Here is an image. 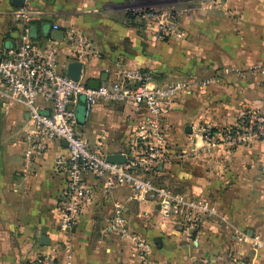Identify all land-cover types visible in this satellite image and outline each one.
Wrapping results in <instances>:
<instances>
[{
    "label": "crops",
    "instance_id": "obj_1",
    "mask_svg": "<svg viewBox=\"0 0 264 264\" xmlns=\"http://www.w3.org/2000/svg\"><path fill=\"white\" fill-rule=\"evenodd\" d=\"M133 1L36 0L31 6L37 12L24 19L16 17L22 0H0V56L27 29L35 42L56 41L63 72L76 61L70 34L86 36L95 54L82 64L80 77L87 83L110 79L118 68L132 65L150 69L157 85L181 81L187 74L199 80L225 66L223 83L200 88L198 80L193 82L162 114L167 144L154 175L163 181L174 176L172 190L206 199L216 215L189 227L161 217L153 201L127 200L126 186L105 190L88 175L92 195L74 228L60 230L57 199L63 175L56 160L66 155V147L53 141L25 161V137L33 125L22 103L0 94V264H34L39 254L53 255L58 264H264V250L252 249L242 239L243 231L253 235L264 230V182L259 181L264 174L258 170L264 168V142L228 148L203 141L196 131L203 124L231 126L247 109L264 110V74L245 71L254 62L264 65V0H150L179 14L180 35L163 41L154 39L151 21L129 13ZM58 31L61 38H54ZM36 103L46 110L41 98ZM143 117L129 103L98 104L77 131L106 155L125 154ZM118 200L128 208L130 232L147 244L142 258L128 239L107 229ZM42 236L48 243H41Z\"/></svg>",
    "mask_w": 264,
    "mask_h": 264
},
{
    "label": "built area",
    "instance_id": "obj_2",
    "mask_svg": "<svg viewBox=\"0 0 264 264\" xmlns=\"http://www.w3.org/2000/svg\"><path fill=\"white\" fill-rule=\"evenodd\" d=\"M36 0H22V8L16 17L29 19L37 12L31 3ZM129 13L140 20L152 22L153 37L156 41L167 40L180 35L178 12L155 8L147 4L133 3ZM57 29V25H53ZM56 41L35 42L24 29L19 43L0 56V94L22 103L33 129L26 134L28 148L25 161L39 155L53 141L66 143V155L56 160L57 170L63 175L57 205L60 211L58 227L71 231L82 211L83 204L92 195L93 185L87 176L99 180L105 190L120 185L129 189L127 200H150L158 205V213L163 218H172L189 227L197 225L201 218L216 215V211L204 198H194L176 192L159 184L154 175L158 172L157 161L166 147V137L161 126L162 114L176 102L180 94L190 91V82L174 81L163 85L153 82L150 69L136 65L120 67L110 79L103 80L93 88L80 77L75 80L59 70L57 64ZM72 56L76 61L89 62L94 53L89 39L81 33L70 34ZM241 74L239 68L226 71ZM245 71L264 74V65L254 62ZM216 78L208 77L197 82L206 86ZM83 95L86 113L98 104L129 103L144 113L141 124L134 134L132 147L125 153V162L114 163L106 159V154L92 148L77 131V96ZM41 98L46 110L36 103ZM199 137L209 143L221 142L228 148L264 142V110L247 109L231 126L213 129L207 124L198 125ZM125 202L115 201L107 226L109 232L128 239L142 258L147 254V244L130 232ZM256 244H260L257 240ZM66 258L71 259L67 249ZM34 264H58L51 254H39Z\"/></svg>",
    "mask_w": 264,
    "mask_h": 264
},
{
    "label": "rangeland",
    "instance_id": "obj_3",
    "mask_svg": "<svg viewBox=\"0 0 264 264\" xmlns=\"http://www.w3.org/2000/svg\"><path fill=\"white\" fill-rule=\"evenodd\" d=\"M133 3V2H132ZM135 3H139V4H149V5H151V6H154L153 4H151L152 2L150 1V0H136L135 1ZM155 8H163V7H157V6H154ZM220 9V11H221V13L225 16V8H219ZM215 10H218V9H215ZM174 12H176V11H174ZM224 22H225V19H224ZM217 29H218V27H217ZM221 30V29H220ZM211 76H214L215 78H216V81L215 82H212V83H209V84H207L206 86H202V85H198L200 88H205V87H207V86H212V85H215V84H217V83H223V81H225V66H222V67H216V68H214V71H213V73L211 74V75H209V76H207V77H203V78H201V79H194V77H188V74H187V76H183V77H181V79H179V80H181V81H185V82H190V83H192V84H194L193 82H195V84H196V81L198 80V81H200V80H203V79H205V78H208V77H211ZM197 81V82H198ZM192 88V87H191ZM177 154H178V152H176ZM260 167V166H259ZM256 170H257V168H256ZM258 170L259 171H261V173L262 174H264V172H262V171H264V168H262V166H261V168H258ZM174 177V176H173ZM173 177H170V178H165V180L163 181V180H158V179H156V181L159 183V184H162V185H164V186H167V187H169V188H171L172 187V185H171V183L170 182H172L174 179H173ZM171 179H172V181H171ZM259 181H263L264 182V179H262V180H259ZM173 183V182H172ZM263 216H264V212H263ZM242 239L244 240V241H246V242H248L249 244H250V247L252 248V249H254V248H256V249H261V250H264V230H263V232L262 233H255V234H249L248 232H246V231H243V235H242ZM259 241L260 242V244L258 245V244H256V241Z\"/></svg>",
    "mask_w": 264,
    "mask_h": 264
},
{
    "label": "water",
    "instance_id": "obj_4",
    "mask_svg": "<svg viewBox=\"0 0 264 264\" xmlns=\"http://www.w3.org/2000/svg\"><path fill=\"white\" fill-rule=\"evenodd\" d=\"M115 2H120L123 0H112ZM62 32H54L53 37L54 38H61ZM81 69H82V63L79 61H70L65 70V74L75 80H78L81 75ZM99 81L98 80H91L89 81V86L95 88L98 86ZM85 113H86V101L83 95H78L77 96V104H76V122L77 124H82L84 122L85 118ZM63 144L66 146V143L63 142ZM106 159L110 162L114 163H123L125 162V155L123 153H109L106 155ZM41 243L46 244L48 243V238L47 236H42L41 237Z\"/></svg>",
    "mask_w": 264,
    "mask_h": 264
}]
</instances>
